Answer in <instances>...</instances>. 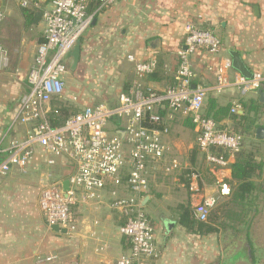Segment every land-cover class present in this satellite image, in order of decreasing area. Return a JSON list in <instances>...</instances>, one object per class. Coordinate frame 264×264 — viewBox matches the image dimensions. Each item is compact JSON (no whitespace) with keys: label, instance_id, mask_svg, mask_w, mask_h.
<instances>
[{"label":"crops","instance_id":"0c3cea01","mask_svg":"<svg viewBox=\"0 0 264 264\" xmlns=\"http://www.w3.org/2000/svg\"><path fill=\"white\" fill-rule=\"evenodd\" d=\"M23 1H27L26 7L22 6ZM92 6L87 9L92 17L91 26L79 40L78 66L73 73L69 70L66 77L63 100L68 105L80 111L87 106L99 105L102 94H108V90L117 85V95L124 92L134 79V69L126 61L127 55L134 56L139 62L151 58L157 60L155 73L141 79L145 88L161 92L174 85L177 52L182 47L183 27L189 22L213 32L221 42V50L216 56L200 50L189 57L193 84L206 90L205 99L213 97L221 106L233 99L258 101L256 93L240 97L234 88L221 94L214 92V68L220 59H230L229 52L233 51L251 73L261 74L264 80V0H118L108 8ZM47 7V0H0V11L4 14L0 25V47L5 52V63H0L2 150L12 140H25L29 131L14 121L18 101L28 89L27 76L36 47L44 40V23L42 18L35 22L34 15ZM156 40L159 43L152 49L150 45ZM209 67L212 70L209 71ZM235 73L233 69L229 71L230 77ZM261 88L264 92V81ZM259 104L263 105V111L258 115V128L264 129V104ZM237 114H243L242 108ZM229 123L224 121L223 127L230 128ZM173 124L192 137L191 154L196 148L193 125L181 114L172 115L166 120L169 133L165 140L170 155L186 170H196L197 174L189 180L188 187L179 180L177 173L159 175L163 180L154 174L149 177L147 195L150 199L145 206H150L154 244L159 253L152 264H222L213 262L220 252L217 238L220 234L202 236L187 232L177 223V206L189 205L193 210L207 198H214L216 204L230 199L226 182L231 179L230 166L234 158L228 157L224 168L213 167L204 162L199 152L191 165L190 158H181L179 151L176 150L178 156L171 146L169 134ZM247 139L258 141L255 133L253 138ZM259 145L256 160L264 165V140ZM4 155L5 152L0 155V161ZM45 158L42 150L35 147L25 174L12 170L0 176V264H114L128 253L129 245L118 232L122 219L108 207L109 192H102L98 201L73 207L78 222L75 233H55L46 226L37 208L38 194L45 183L64 182L67 168L63 166V159H58L56 166L48 167ZM198 161H202L203 171L198 170ZM253 181L258 186L253 194L255 199L258 192L264 194V168L261 177ZM118 190L121 196H127L125 188ZM256 211L253 206L250 214L254 216ZM166 224L171 227L168 229ZM48 257L55 258L47 262Z\"/></svg>","mask_w":264,"mask_h":264},{"label":"built area","instance_id":"2783aa9c","mask_svg":"<svg viewBox=\"0 0 264 264\" xmlns=\"http://www.w3.org/2000/svg\"><path fill=\"white\" fill-rule=\"evenodd\" d=\"M43 9V42L36 47L33 63L27 76V92L18 101L14 124L29 128L25 140H12L5 150L0 148V176L12 170L25 174L33 159L35 147L45 154V164L56 166L63 159L67 168L62 180L41 188L37 208L48 228L57 225L67 234L78 230L73 207L98 201L102 192H109L110 210L118 213L122 224L120 236L127 240L129 251L114 264H152L158 258L154 244V225L142 208L148 194L149 177L169 176L184 168L170 155L163 142L169 133L166 120L174 114L189 119L196 134L195 145L208 166L224 168L228 157L239 152L244 137L228 127H219L202 116L206 90L194 85V74L189 57L197 51L216 56L221 50L219 38L198 24L189 22L183 27L182 47L177 52L175 83L157 92L145 88L141 79L152 74L157 60L139 62L127 55L132 64L134 79L129 87L117 95L114 106H87L70 116L62 125L51 126V115L57 114L53 101L63 100L66 77L69 73V53L90 28L92 17L87 9L96 3L99 9L108 8L118 0H47ZM23 7L27 1L21 2ZM38 7L39 4L35 3ZM4 14L0 11V25ZM5 63V52L0 47V63ZM212 70L211 67L208 68ZM230 59L223 58L214 68V92L221 94L234 88L240 97L255 94L261 88L263 77L252 73L247 79L238 72L232 77ZM74 102L75 98L72 99ZM230 114L241 110L239 99L230 101ZM226 155L228 157H226ZM171 156V157H170ZM190 178H196L192 174ZM119 187L127 196H121ZM223 191L220 192L222 195ZM216 204L207 198L193 208V217L206 222ZM55 257L45 260L51 261Z\"/></svg>","mask_w":264,"mask_h":264},{"label":"trees","instance_id":"16d2710c","mask_svg":"<svg viewBox=\"0 0 264 264\" xmlns=\"http://www.w3.org/2000/svg\"><path fill=\"white\" fill-rule=\"evenodd\" d=\"M89 6L95 8L97 4L90 3ZM31 19L30 15L29 23H31ZM150 75H153V73ZM239 101L243 110L242 115L230 114V104L221 106L218 105L215 98L208 97L203 103L202 116L213 120L219 127L225 126L223 124L224 121H229V127L232 131L241 134L243 137L253 138L255 129L258 128V115L262 113L263 105L259 104L256 99ZM53 102L57 114L51 115V126H60L70 116L79 112L75 106L68 105L64 100L60 99ZM254 142L261 144V141ZM257 152L258 148L254 147V145L249 144L244 146L242 144L240 151L233 155L234 162L230 166L231 179L226 183L231 192L230 205L237 209L236 213L232 215L231 212L222 209L218 210L219 212L217 213L210 212L206 222H199L194 219L193 210L190 209L189 205H178L177 223L187 232L202 236L220 234L226 227L224 220L227 219L232 220L233 223H237L238 225H246L248 227L252 222L249 214L252 213L254 206L253 194L258 188L253 179L260 178L264 168L263 163L256 160ZM197 153L199 151L196 147L190 156L191 165H194ZM226 157L228 156L226 155ZM192 174H197V171L183 169L176 176L185 187H188Z\"/></svg>","mask_w":264,"mask_h":264},{"label":"rangeland","instance_id":"374dc122","mask_svg":"<svg viewBox=\"0 0 264 264\" xmlns=\"http://www.w3.org/2000/svg\"><path fill=\"white\" fill-rule=\"evenodd\" d=\"M127 70L129 71V69ZM118 89L119 85H117L115 88L109 89L108 94H102L103 97L100 98L99 103L105 106L114 105L117 100L116 95ZM169 135L171 146L174 148V150L179 151L181 158L183 156V158L189 160L191 154L190 152L192 150L190 148L193 146L194 142L192 137H190L187 132H182L177 124L171 125ZM163 142L166 143L165 138H163ZM253 142L254 141L244 137L243 145L247 146L249 144H254V147H260L259 144ZM177 151L175 153L179 156ZM203 166L204 165L202 161H198L197 168L199 171L204 170ZM19 174L22 175V173ZM156 178L163 180V177L161 176ZM253 200L257 213L254 216L249 214L252 222L248 227L246 225H238L237 223H233L232 220H224L226 227L217 237L219 240L220 252L217 259L213 262H221L222 264H264V194L258 192L256 198H253ZM222 209L231 212L232 215L233 213L237 212V209L230 205V199L224 201L220 200L213 207L211 212L217 213L219 212L218 210ZM142 210L147 216H150L149 205L144 206ZM235 256L236 258H234ZM232 260H234L233 263Z\"/></svg>","mask_w":264,"mask_h":264},{"label":"water","instance_id":"95a60500","mask_svg":"<svg viewBox=\"0 0 264 264\" xmlns=\"http://www.w3.org/2000/svg\"><path fill=\"white\" fill-rule=\"evenodd\" d=\"M254 10H256V7H254ZM41 17H42V12L41 11L37 12L34 15L35 22L40 21ZM158 43L159 42L156 40L155 43H151L150 47L152 49H154L156 47L155 44H158ZM229 56H230V60H231L232 69L247 79L251 78L252 73L246 68V66L242 62L240 56L236 52H233V51L229 52ZM68 57L70 59L69 70H70V72L73 73V72H75V70L78 66L79 57H80L79 42H77V44L71 50ZM256 94L258 96L259 103L264 104L263 89L262 88L258 89ZM255 138L258 141L264 140V129L263 128L259 127L255 130ZM61 187L64 191H66L68 189V182L67 181L62 182ZM149 199H150V196L146 195L143 202H142V205L145 206L147 204V202L149 201ZM166 227L169 229L171 227V224H166ZM50 229L55 233L66 234V231L64 229H59V227L57 225L51 226Z\"/></svg>","mask_w":264,"mask_h":264}]
</instances>
